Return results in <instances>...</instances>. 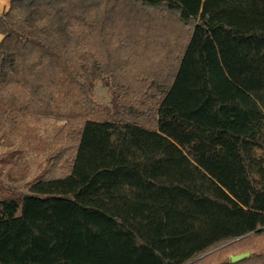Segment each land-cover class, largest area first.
Returning a JSON list of instances; mask_svg holds the SVG:
<instances>
[{
  "label": "trees",
  "instance_id": "trees-1",
  "mask_svg": "<svg viewBox=\"0 0 264 264\" xmlns=\"http://www.w3.org/2000/svg\"><path fill=\"white\" fill-rule=\"evenodd\" d=\"M120 1L11 0L0 15V139L30 113L68 118L71 141L58 174L0 186V264H237L197 256L264 233V0H127L185 33L166 76L114 81L125 102L92 116L88 80L112 70L80 78L75 32L99 33L102 55Z\"/></svg>",
  "mask_w": 264,
  "mask_h": 264
},
{
  "label": "rangeland",
  "instance_id": "rangeland-1",
  "mask_svg": "<svg viewBox=\"0 0 264 264\" xmlns=\"http://www.w3.org/2000/svg\"><path fill=\"white\" fill-rule=\"evenodd\" d=\"M110 7L115 18L119 16L121 20L114 21V31H112L109 41L105 40L109 34L102 31L104 37L102 50L107 49V51L102 52V55L99 56L94 53L95 48L102 46L101 35L95 33L92 40L89 30L78 26L74 43L78 50L73 62H69L70 66L79 69L80 78L84 77V73L80 72V68H82L80 66H90L92 62L107 63L112 70V72H107L105 81L96 75L94 79L88 80L90 101H87L86 106L94 107V111L91 112L92 116L102 115L105 111L112 113L119 109V103L121 105V102H125L122 89L112 87L114 81L118 82L116 86H122L123 80L132 81L134 75L139 74L135 76L136 80L138 81V78L141 77L140 80L146 85L149 84V80L156 79L158 81V77L166 76L170 62L175 56L172 54L175 50L174 44L180 35L185 33V27L175 19L174 14H169L162 7H149L127 0H122L114 7ZM176 31L178 39L175 38ZM135 32L137 33L135 34ZM124 33H126V37L123 36ZM69 54L67 53V57H72ZM78 55L82 60L81 65H77L76 62ZM118 94H121L120 97ZM128 102L127 99L126 103ZM67 119L64 116L20 114L18 131L0 139L1 187L15 193L24 192L29 182L38 176L49 174V169L55 170V174L59 173L56 170L57 165L64 164L65 159H70V155L66 152L67 156H55L52 159L51 155L67 143H71L69 136L66 135L69 127ZM51 165L55 166L50 167ZM228 243L229 241L217 244L201 253L197 258L205 254L220 252V258L217 260H228L229 255L235 251L238 253L248 252L247 256L235 263L259 264L255 261L254 255L259 254L260 250L264 253V233L251 240L232 242L231 246L226 247ZM260 258L262 261V257ZM260 264H264V262Z\"/></svg>",
  "mask_w": 264,
  "mask_h": 264
},
{
  "label": "crops",
  "instance_id": "crops-1",
  "mask_svg": "<svg viewBox=\"0 0 264 264\" xmlns=\"http://www.w3.org/2000/svg\"><path fill=\"white\" fill-rule=\"evenodd\" d=\"M11 0H0V15L4 13L10 6ZM2 39V33L0 32V40Z\"/></svg>",
  "mask_w": 264,
  "mask_h": 264
},
{
  "label": "water",
  "instance_id": "water-1",
  "mask_svg": "<svg viewBox=\"0 0 264 264\" xmlns=\"http://www.w3.org/2000/svg\"><path fill=\"white\" fill-rule=\"evenodd\" d=\"M247 255H248V252H239V253L231 254L229 256V260L231 262H236V261L242 259L243 257L247 256Z\"/></svg>",
  "mask_w": 264,
  "mask_h": 264
}]
</instances>
